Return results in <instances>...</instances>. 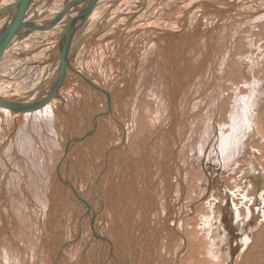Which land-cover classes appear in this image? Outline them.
Here are the masks:
<instances>
[{
    "label": "bare ground",
    "instance_id": "obj_1",
    "mask_svg": "<svg viewBox=\"0 0 264 264\" xmlns=\"http://www.w3.org/2000/svg\"><path fill=\"white\" fill-rule=\"evenodd\" d=\"M72 1L73 0H30L29 4L23 8V5L27 3L25 0H0V40L18 30L17 37H15L13 41H11L9 47L4 50L0 60V102H4L2 104L5 105L0 106V108L12 109L16 107L14 103L33 107L30 111H28L29 109L25 110L26 112L22 111V122L19 124V120L17 119V125H15L17 127V135L23 137L21 139L22 142H20L21 153H26L24 156L26 157L24 167L21 166L20 168H27V170L24 169L22 173L20 172V177L18 179L16 178L14 182L10 181L12 183L10 185L16 186L15 189L18 190L19 193L25 194L29 198V202L34 198V203H37L35 210L38 211H31V216L28 215V219H31L34 212L35 214L42 215L41 213L44 211L43 221L38 225L41 233L38 234L36 233V231H38L36 222H33L34 218H32L31 225L29 223L27 225L26 221L24 223H17V220L14 219V210L12 211V209L15 208V211H17V208H21L20 211L23 212L24 207V211L27 210L26 206H28V204L25 202V197L22 198V201L20 198L15 197L17 194L9 192L8 196L11 200L9 199L10 204H8V202H5L6 200H3L5 198L3 194L0 193L2 197L0 199V264H77L75 254L77 253L78 242H81L83 247L88 250L97 251L99 243L104 242L103 238L106 243H109V239H111L115 246L117 245L115 240L118 238L123 244L126 243L124 246L126 253L124 252L123 256L128 259V261L126 260L127 264H177L178 254L175 253L177 249L175 239L176 233L172 232L168 224V221H171L170 213H166L162 219L159 217L161 206L156 197L159 192H162V189L158 184L159 181H152V177L153 173L159 175L162 173V175H164L163 172H165L167 176L174 173V175H176L174 183L171 184L170 181H167V183L171 185V187H167V193L171 194V192H174L181 195L182 188L180 189L179 187L183 180L187 179L191 172L194 171V167H197V160L202 159L208 141L214 136L213 119H215L214 116L216 112L212 109V106L207 110L203 109L206 106V102L212 105L216 104V93H218L217 83L219 79L218 76L213 74V69L215 70L214 64L207 59V57L217 56L219 54L221 61L225 63L227 55L223 48L224 42H222V45L221 42H218L220 38H217V36L219 35L216 36L215 42L217 43L215 46L213 45L214 39L210 37L211 34L208 37L204 35V39L200 37V39L204 41L203 44L197 42L200 41L197 39L194 41L192 40L195 43L184 46L188 43L187 41L190 37V35H188V30H186L188 25L187 20H190L189 18L194 15L192 17V22L195 31L191 36L198 35L199 33L201 34L202 31L200 30L201 32H197V30H199L198 27L201 22H208L207 18L209 16L207 17L206 14L222 15L229 12L234 13L233 10L237 7L238 3H243L242 1L245 0L199 1L194 4L191 2L192 5H188L189 7L186 6L188 1L183 5L181 4L182 7L179 6V3L184 2V0H145V3H142L141 0H95V7L88 15L77 19L71 29L72 33L75 35V42L79 41L80 46L74 56L72 53L70 54L71 60L69 57L68 62L70 69L67 70L65 79L57 85V92L49 101L45 104L37 105L36 103L42 100L40 97L47 92L49 85L52 84V77H55L59 68L58 57L54 61L47 60L56 52V44L58 43L57 41L63 26L73 16H78L86 10L88 6L85 8L84 6L88 4L85 3L83 6L81 3H76L67 15L61 17L59 22H57L58 24L51 29L44 26L39 28V26H41L43 22L48 23L62 10L64 5ZM190 1L191 0H189V3ZM134 3L136 4L133 7L132 4ZM185 6L187 7L186 9ZM239 6L241 5L239 4ZM58 7L61 8L58 9ZM176 8L178 9L177 12L172 11ZM78 11H80V13H78ZM252 12L254 13V11ZM256 13H258V10ZM105 14L109 15L104 16ZM235 14L236 13H234V15ZM174 15H176V17H172ZM256 15L258 16L259 14ZM218 17L212 16L209 18L211 21L217 18L218 21L225 16ZM232 19L231 17V22ZM145 20L150 25H157L158 21L161 20L159 23H163V27H166L167 25L165 22H168L170 26L174 24L172 26L175 28L176 22L177 28L173 30L171 26L173 31H168L164 30V28L160 29L152 26H142ZM249 20L252 19H248V21ZM50 22L48 24H50ZM221 25H224V23ZM232 25L231 23V26ZM170 26L169 28H171ZM215 27L216 26H214V29H216ZM131 28L133 31L130 32L129 29ZM169 28L167 27L166 29ZM184 30L188 32L187 35ZM189 31L191 30L189 29ZM31 34H33V37L30 38ZM170 38H173V40H167ZM150 39H153V41H148L144 45V42ZM177 39L180 41H177ZM192 39H194V37H192ZM212 39L213 43L211 41ZM187 46L191 47L188 48ZM126 49H128V54L123 56L125 52L127 53V51H124ZM184 50H186V53ZM35 51L36 53H34ZM133 52H136V56L134 55L133 58H147L145 62V71L148 75L147 80H149V83L152 85L151 88L157 95H159V90L162 89L165 84H177L180 83L179 81H182L181 84H183V86L185 84L184 87L191 91L190 93L185 91V97H196V100L199 101L200 104L197 112H195L197 114L192 113L194 117L189 120L190 122L188 121V125H186L185 122L184 124L179 122L180 120L177 115H179L181 111H178V114H172V119L169 118L171 119L170 125L173 124L175 126L174 123L176 122L177 126L170 132L172 137L166 138L168 129H162L163 131L156 133L155 136L151 138L149 144H147L148 146L134 159L130 157L127 150H130L131 153H135V155L138 154V138L145 135L146 132L149 133L150 130H146L148 126H150L149 129L153 128L156 122L155 120H158V117H152V113L155 114L154 107L158 108L160 105L159 102H157L156 106H153L154 101L152 100L145 104L142 102L139 104V108L137 109L139 115L135 120L136 127L134 133H130L129 137H126V146H123V148L121 143L124 142V138L115 130L116 126L114 128V125L117 124V121H119L124 114L123 111H121V116L119 114L118 116H116V114L115 116L111 115L113 104L111 102L112 99L110 100V95H113V93L110 94V90L116 83L114 82L117 80L116 78L119 79V77H117L119 75L118 66H122L123 74L127 73V65L125 64H128L126 63L128 60L127 57H131ZM183 52L187 57H195L197 61L193 62L190 58L188 60V58L183 55L181 63L178 64V62L174 60V68H171L170 65H172L173 57L178 59L176 55L183 54ZM141 54L142 56H140ZM252 54L253 53H250V55ZM113 62H115V65L113 72H111V65H113ZM130 62L132 61H129V64ZM132 63L133 67L131 68L133 69L134 62ZM231 63L228 77L235 81V86L229 88L231 89L230 94L234 95V92L238 91L240 99H236L238 105L229 113L232 106L230 103L231 100H229L230 95L228 94L227 97L224 98L225 105L223 108L225 109L222 108V113H220L223 120L230 121V125L235 129V139L232 141L228 139L231 141L228 142L229 144H234L230 145L227 151H222L221 153L223 165L227 168L228 165L233 166L235 164L233 155L240 152L246 156L251 155L248 143L252 138H259V131L264 134V110L260 113L261 108L258 107L264 104V75L262 68L264 59L252 56L248 60V63H245L246 66H238L236 62L233 61ZM221 66L222 65H220V67ZM137 69L136 71L138 72L141 68ZM171 69L172 71H170ZM220 69L222 70V68ZM109 73H112L110 78L107 76ZM130 74H132V72ZM138 74L135 73V75ZM92 76H94V78ZM126 76L121 77L122 79L120 78L121 80L115 84L113 89L114 93H122L127 90L126 87L128 86H126V82L128 81H126ZM84 79L88 82H83ZM45 82H47L48 86L40 89L41 84ZM101 83H104V89ZM112 84L113 86L111 87ZM99 89L103 90V97H101L102 94ZM229 89L227 88L226 90L229 91ZM180 90L178 86L173 90L176 92L175 98L177 99L180 96V93L177 92ZM171 92L169 95H171ZM130 93L131 91H129L128 95ZM132 95L130 96L132 97ZM117 96L116 104L125 101L121 94H117ZM112 97L115 98L114 96ZM131 97L128 98L131 99ZM171 97L168 98V102L172 109L174 103L172 99H170ZM248 98L253 99L254 103H251V100ZM102 102H105L107 107L106 114L104 113L105 111H103V114H105L104 116H101L100 114H102V112L99 111L101 104H103ZM126 102L120 104L128 105L129 101ZM146 105L149 106V109ZM250 105L254 109H251ZM114 106L116 107L115 103ZM3 110L5 111V109ZM144 110H146V113L143 112ZM4 111H2V114H4ZM255 116L258 134L255 132ZM13 119H15V117ZM61 119L64 124L55 127L57 122H62ZM5 122L8 121L5 120ZM99 123L102 124V127ZM183 125H185V127L182 131ZM195 125L196 127H194ZM57 128V133L61 134L64 138L69 137L70 140L68 141L65 139V143L62 145L61 151L63 155L58 160L56 168L49 177V181H46L47 188H40L38 190V187L43 185V182L39 180L42 175L40 167L41 160L33 154L30 157L31 152L28 149L31 142L29 140H32V132H41L46 135V132L56 133L55 131ZM6 130H4V133L7 132ZM51 134L50 137H52ZM158 136L159 138H157ZM44 137L46 140H51L48 135L43 136V138ZM51 143L52 141L48 142V144ZM177 149V154L171 155L172 150ZM261 151H264V145L261 146ZM208 156L214 157L212 154ZM208 156L206 158L207 162L209 158L211 159V157L208 158ZM14 159L15 162H17V159ZM94 160L97 161V163L92 166L91 162ZM229 160L231 161L229 162ZM169 161L170 164H168ZM118 162L119 164H117ZM254 162L255 160L251 159L250 161L247 160L246 164H238L243 168V170L239 172L240 177L247 178L250 183L243 194H241V198L243 201L247 200L250 203H253L250 197L256 195V187L259 190V183L264 182V176L260 172L258 165ZM91 166L92 170L91 173H89ZM154 167L156 170L153 169ZM212 167V164L209 165V168ZM147 168L148 170L146 171ZM17 170V167L13 168V173L16 175L18 174ZM205 174L203 173L202 179L200 180L201 182L198 185L199 193H202L200 192L202 191L201 183H205L207 179V175ZM114 176H116V178ZM217 190L215 195L218 196V203H221L223 197ZM33 191L38 192L36 194L37 196L32 195ZM261 196L264 197V191H262ZM262 200H264V198H262ZM110 201L113 205L112 209ZM134 203L135 208H131ZM164 204L166 203L164 202ZM247 205L246 202L243 206L244 208L241 206L235 208L233 206L236 220L235 224L237 227H240L244 221L252 217L250 208H248ZM151 207H154V209ZM109 208L112 210L111 219L108 215ZM66 209H68L67 213ZM213 209L214 208H211L212 212ZM218 209L219 207L215 210L216 216H218L220 211V209ZM134 213H136V217H134ZM95 215L100 217V221H102L103 225L107 226L105 230L106 236L104 233L102 235L104 229H102L101 225L98 223L96 224L101 228V230L96 233L98 236L92 233L93 229L91 227L95 223ZM21 216L26 218V213H21ZM107 216L109 224L106 222ZM211 216L212 215L209 216V214H207L202 217L206 225L209 224L208 218ZM160 221L163 224L162 226H160ZM69 222L70 224H68ZM10 224L12 225L11 230H13V235L8 237L7 227H9ZM33 224L35 225V233L33 230H29L30 226L32 227ZM66 226L68 227L66 228ZM197 228L200 234H202L204 228L201 223L197 225ZM240 230H242V232L244 231L242 226ZM131 231H133V233ZM66 234L68 235V238L66 237L67 239H65ZM200 234L196 232L190 238H186V249L185 253L180 257V264H209V260L212 259L209 253L212 252L207 249L208 246L205 244V240L200 238ZM157 236L159 238H156ZM203 236L204 239H206L205 232ZM242 240L243 245H246L247 241H249L248 234L245 233ZM16 243L23 246L21 247L23 251L20 249L19 251L15 250ZM183 245L185 246V243L181 242L180 246L178 245V249L180 250ZM211 245L213 246L212 243ZM106 246H108V244H106ZM163 246L164 254H162ZM124 248L120 246V251H124ZM136 251H138L137 254ZM107 253H109V250ZM98 254L101 256V249L98 250ZM86 258L87 257H83L82 264H90L88 258L87 263H84ZM121 259H119V261ZM99 264L106 263L104 260H101ZM112 264H118L114 258H112ZM210 264H215V262L213 261Z\"/></svg>",
    "mask_w": 264,
    "mask_h": 264
},
{
    "label": "rangeland",
    "instance_id": "obj_2",
    "mask_svg": "<svg viewBox=\"0 0 264 264\" xmlns=\"http://www.w3.org/2000/svg\"><path fill=\"white\" fill-rule=\"evenodd\" d=\"M187 1H188V4L186 6L189 7L190 5H192L191 2H193V4H194V3H197L199 1H210V0H191L190 3H189V0H184V2L179 3V6L182 7V5L185 4V2L187 3ZM238 1H242V0H238ZM251 1H253V2H251ZM242 2L243 3H240V2L238 3V5H237L238 8L237 7L235 8L236 10L235 9L233 10V12L236 13L237 15L236 14L234 15V13H232V12H229L227 14L225 13L222 15L221 14H215L217 17L219 16L218 18L225 16L224 17L225 20H224V18H221L222 20L219 19L217 21V18H215V19H212V21H211V19L209 17H212V16L216 17V16L214 14H211V13L206 14L207 17L209 16L207 18L208 22L207 21H204V23L201 22L200 26L198 27L199 30H197V32L202 31L201 32L202 35L200 33L199 34L197 33L198 35L191 36V34L195 31V29L193 27L194 24L192 22L193 21L192 17L194 15L191 18H189L190 20H187L188 25H187L186 30H188L189 33L184 30L186 35H187V33H188V35H190V37L188 38V41H187L188 43H186L184 46H186L190 43H195L193 41L197 40V39H199L201 41V42L200 41H197V42L203 44L204 35H206L208 37L210 34H211L210 37L214 39V43H213V39L211 41H212L213 45L215 46L217 43V42H215L216 36L219 35V36H217V38H220V39H218V42H221V45H222V42H224L223 48L225 49L227 55L225 58V60H226L225 63H223L221 61L219 54L217 56L207 57V59H209L214 64L215 70L213 69V71H214L213 74L218 76V79H219V82L217 83L218 84V87H217L218 93H216V102H215L216 104L212 105L211 103L206 102V106L203 109V110H207L210 106H212V109H214L216 112L215 116H214L215 119H213V123H214V134L213 135L214 136L211 137V140L208 141V143L206 145L207 148L205 149V152H204L202 159L197 160L198 161L197 167L196 168L194 167V171L191 172V174L188 176L187 179L183 180L181 186L179 187L180 189L182 188L181 195H179L178 193L176 194L174 192H171V194L167 193V187L168 186L171 187V185L169 183H167V181H170L171 184L174 183V178L176 177V175H174V173L167 176L165 174V172H163L165 177H164V175H162V173L160 175L153 173V177H152V181H154V182H156V180L159 181L158 184H159L160 188L162 189V192H159L160 194L159 193L157 194L158 198L156 197V199L158 200V202L160 203V206H161L159 217H160V219H162V218H164L166 213H170L171 221L169 220L168 224L170 225L172 232L176 233L175 239H176L177 249H176L175 253L178 254L177 264H180V257L183 255V253H185L186 238H188V237L190 238L196 232H198L200 234V232L198 231V228H197V225L199 223H201L203 228H204V231L202 232V234H200V238L202 240H205V244L208 246L207 249L212 252V253H209L212 256V259L209 260L210 261L209 264L212 263L213 261L215 262V264H264V218H263L264 217V200H262V198H264V197L261 196L262 191H264V182L259 183V188H260L259 190L256 187V190H255L256 195L254 197H250V199L252 198L253 203H250L247 200L243 201L241 198V194H243L244 190L246 189V187L249 186L250 183L247 180V178H243L242 176L240 177V174H239V172L243 170V168H241L239 165H242L243 163L246 164L247 160L250 161L252 159V160H255L254 163H256L258 165L260 172L264 176V151H261V146L264 145V134L261 131H259V134H258V129H257L258 126H257L256 116H255V132H257L259 138L258 139L252 138L250 140V142L248 143V148L250 150L251 155L246 156L245 154H243L241 152L233 155L234 156L233 161L235 164L233 166L228 165L229 169L223 165V162L221 159L222 151H227L229 146L234 144V143L229 144L228 142H231L232 140L235 139L234 127H232L230 125V121H227L225 119L223 120V118L220 115V113H222L221 110H222L223 106L225 105L224 98L227 97L228 94L230 95L229 100H231L230 103H231L232 107L230 106L231 109H230L229 113H231L232 109L238 105V102L236 101V99H238V100L240 99L239 98L240 94L238 91H235L234 95L230 94L231 89H229V88L235 86V81L232 78L228 77V71L231 69L230 64H232L231 62L233 61V62H236V65H238V66H246L245 63H248V60L252 56H254L256 58L264 59V58H262V57H264V49H263L264 48V30H263L264 29V21H263L264 20V9H263L264 8V0H245ZM246 3H249V4H246ZM135 4L136 3L132 4L133 7ZM239 4L241 6H239ZM186 6H185V9L187 8ZM176 7H178V6H176ZM60 8L61 7H58V9H60ZM257 10H258V13H256ZM172 11L177 12L178 9L176 8ZM252 11H254V13ZM170 13H172V12H170ZM245 13H247V14H245ZM249 13H252V14H249ZM210 14H211V16H210ZM228 14H229V16H228ZM256 14H259V15L257 16ZM159 15L162 16L161 14H159ZM168 15H169V13H168ZM179 15H181V14H179ZM231 15H234V16H231ZM243 15H244V19H243ZM177 16H178V14H177ZM172 17H176V15H174ZM231 17L233 18L232 22H231ZM248 19H252V20L248 21ZM145 21L142 23L143 24L142 26H144V25L145 26H152L154 28H160V29L164 28V30H168V31H173L177 28L176 22H175L176 28L172 26L174 24H171V26L173 27V30H172V27L170 26V23H168V22H165L167 26L165 25L166 27H163L162 26L163 23H159L161 20L158 21L157 25H150L147 23V21L146 22ZM242 21H245V22H242ZM226 22L227 23L229 22V23L227 24ZM223 23H224V25H221ZM231 23L233 24L232 26H231ZM169 26L171 28H169ZM212 26H213V28H212ZM214 26H216L215 27L216 29H214ZM167 27L169 29H166ZM132 28L129 29L130 32L133 31ZM191 28H193L194 30ZM189 29L192 32L189 31ZM204 29H206V30H204ZM212 34L214 37L212 36ZM31 37H33V34H31L30 38ZM192 37H194V39H192ZM200 37L203 39H200ZM221 37H222V39H221ZM160 40H163V39H160ZM167 40L170 41V40H173V38L172 39L170 38ZM148 41H153V39L145 41L144 45ZM177 41H180V40L177 39ZM227 45H228V47H227ZM252 45H253V47H252ZM142 47H143V44H142ZM142 47H141V49H142ZM187 47L189 48L191 46H187ZM129 48H130V45H129ZM227 48H228V50H227ZM124 51H127V53L126 52L124 53ZM124 51H123V53H124L123 56L128 54V49H126ZM184 52L186 53V50H184ZM184 52H183V54H180L181 56L176 55L178 57V59L176 57H173L172 65H170L171 68H174V64H173L174 60L176 62H178V64L181 63L182 57L185 54ZM34 53H36V51ZM250 53H253V54L250 55ZM132 54H131L132 58L130 56H129V58L127 57L128 60L126 61V63H128V64H125V65H127L126 66L127 73H125V74L126 75L128 73L129 74L127 76L125 74H123L122 73V71H123L122 66L120 65V66H118V69H119L118 74L120 76L119 75L117 76V77H119V79L116 78L117 80L114 81L117 83L119 80L122 79L121 77L126 76V81H128V82H126V86H128V87H126V89L128 91L125 90L124 92L117 93V94H119V95L121 94V96L124 97L123 100H125V101H121L120 103L129 101V104L128 105H123L120 103L116 104V100H117L118 96L113 91L116 83L114 84V86H113V84L111 85V87L113 86V88H111V90H110V94L113 93V95H110V100L112 99L111 102L113 104L112 109H111V115L115 116V114H116V116H118V114L120 115L121 111H123V114H124L123 117L120 118L119 121H117V124L114 125V128L116 126L115 130L118 131L122 135V137L124 138V140H123L124 142L121 143L122 147L126 146L125 145L126 137L127 136L129 137L130 133H132V134L134 133V129L136 127L135 126L136 125L135 120L137 119V117L139 115L137 113V109L139 108V104L141 102L145 104L146 102L152 100V101H154L153 106L154 105L156 106L157 102H159V105H160V107H158V108L154 107L155 114L152 113V117H155V116L158 117V120H155L156 122H155L153 128L149 129L150 126H148L146 128V130L147 131L150 130L149 133L146 132L145 135L140 136L138 138V141H139V152H138V154L135 155V153H131L130 150H127L129 152L130 157H132L134 159V158H137L141 154V152L144 150V148H146L148 146L147 144H149V142L151 141V138L153 136H155L156 133H158L159 131H161V132L163 131L162 129H164V130L166 128L168 129L167 133H166V138L172 137V134L170 132H172L175 127H177L176 122L174 123L175 126L173 124L170 125V123H171L170 121L172 119V114L173 115L175 113L178 114V111H181V113L179 115L176 114L177 117H179V120H180L179 122H181L183 124L185 122V124L188 125L190 122L189 120L193 119V117H194L193 114H197L195 112H197L200 104H199V101L196 100L197 99L196 97H189V96L185 97V93L186 92L190 93L191 91H190V89H187L186 87H184L185 84H184V86H183V84H181L182 81H179L180 83H177L178 85L173 84V83L171 85L165 84V86H163L162 89L159 90V92H160L159 95H157L153 91V89L151 88L152 87L151 83H149V80H147L148 75L146 74L147 72L145 71V62H146L147 58L143 57L141 59V57H139L138 59H136V57L133 58L134 55L136 56V52H133ZM140 56H142V54ZM185 56H186V58H188V60L190 58V60H192L193 62L197 61L195 59V57L193 58V56L187 57V55H184V57ZM135 59L137 60V62ZM203 60H205V59H203ZM129 61L134 62V68H136V69L141 68V69H139V70L137 69L138 72L136 71V69H134V68L132 69L131 67H133V63L130 62V64H129ZM119 62H120V60H119ZM114 65H115V62H113V65H111V72H113ZM135 65H136V67H135ZM220 65H222V66L220 67ZM127 68H129V69H127ZM220 68H222V70ZM262 68H263V75H264V64L262 65ZM130 71L132 72V74H130L131 73ZM170 71H172V69ZM135 73H137V74L139 73V74L135 75ZM111 75H112V73L107 74V76L109 78ZM92 77L94 78V76H92ZM128 78H130V79H128ZM139 84H140V86H139ZM179 84H181V85H179ZM101 86L104 89V86H105L104 83H101ZM174 86L175 87L178 86L179 90L182 88L180 91L177 92V93H180V96L178 97V99L175 98L176 92L173 91L175 89ZM227 88L229 89V91L226 90ZM99 91L102 94L101 97H103V90L99 89ZM129 91H131V93L133 95L131 93L128 95ZM171 91H173V92H171ZM170 92H171V95H169ZM123 93H125V94H123ZM167 94H168V96H167ZM130 95H132V97ZM11 96H12V94H11ZM112 96H114L115 98H113ZM125 96L126 97L128 96L129 98L131 97V99H129L128 97L126 98ZM169 97H171L170 99H172V102L174 103V106H173L174 109L170 108V105L168 102ZM101 99H103V98H101ZM248 99L251 100V103H254L253 99H250V98H248ZM193 101L195 102V104ZM185 102H186V104H185ZM102 103L103 104H101V106H100L101 108L99 109V111L102 112V114H100V115L104 116L106 114L107 107L105 105V102H102ZM114 103H115L116 107L114 106ZM255 103H257V102H255ZM118 104H119V107H118ZM146 107L149 109V106L146 105ZM258 107L261 108L260 109V113H261L264 110V104H262ZM102 108H104V109H102ZM250 108L254 109L251 105H250ZM3 109H5V111ZM223 109H225V108H223ZM30 110L31 109H29L28 111H30ZM2 111H4V114H2ZM22 111H25V110L19 111L17 109L0 108V118H1L0 119V121H1L0 122V127H1L0 128V193L3 194V197H5L3 200L4 201L6 200L5 202H8V204H10V201H9L10 198L8 196L9 192H11L13 194H17L15 197L20 198L21 200L23 197H25V202H27L28 206H26L27 210H25V211H24L25 208L23 207V212L26 213V218L21 216V213H23L20 211L21 208H17L18 209L17 211H15V208H14V209H12V211L14 210V214H13L14 219L17 220V223H24L26 221L27 225H28V223L31 225V222L33 220L32 218H34L33 222L34 221L36 222V227L38 230V231H36V233L40 234L41 232L38 228V225L40 223H42V221H43L44 211L41 213L42 215L35 214V212H34V215H32L31 219H28L27 218L28 215L31 216V211H38V210H35L37 203H34V198L31 200L33 203L31 201L29 202V198L25 194L19 193V191L15 189L16 186L10 185V184H12L10 181L14 182V181H16V178L18 179L20 177V172L22 173L24 171V169L27 170V168H23V169L20 168L21 166L24 167V162L26 160V157H24V156L26 153L25 152L21 153L22 151L20 150V148H21L20 142H22L21 139L23 137L17 135V127L15 126V125H17L16 122L18 120H19V124H21V122H22V118H21L22 117L21 116ZM103 111H105L104 112L105 114H103ZM10 112H12V113H10ZM88 112H89V109H88ZM143 112L146 113V110H144ZM172 112H174V113H172ZM234 113H236V112H234ZM16 114H18V115H16ZM168 115H169V117H168ZM188 115H192V116H188ZM14 117H15V119H13ZM2 118H4V119H2ZM164 118H166V119H164ZM169 118H171V119H169ZM87 119H88V117H87ZM5 120L8 122H5ZM12 120H13V122H12ZM2 121H3V123H2ZM61 121L62 122H60V121L57 122L58 125L56 124L55 127L56 126L59 127V125L60 126L63 125L64 124L63 120L61 119ZM162 122H163V124H162ZM101 123H103V122H101ZM101 123H99V124L102 127ZM3 124L4 125L6 124V125L4 126ZM7 124L9 125V128H8ZM10 126H11V128H10ZM144 126H146V125H144ZM184 127H185V125H183L182 131L184 130ZM194 127H196V125ZM4 130H6L7 132L4 133ZM232 131H233V134H232ZM241 131H239V132H241ZM55 132L56 133L58 132V128ZM46 133H47L46 135H48L50 137V134L52 132H50V133L46 132ZM56 133L51 134V136H52V137H50L51 140H46L45 137L43 138V136H46V135L42 134L41 132H39V133L32 132V134H31V135H33L32 140L28 139L31 142L29 144L30 147L28 149L31 152L30 157L33 154V155H36L38 157V159L41 160L40 167L42 170L41 171L42 175L40 176L39 180H41L43 182V185H40L38 187V190L40 188H44V189L47 188L46 187V183H47L46 181H49V177L51 176L52 172L56 168L58 160L63 155L62 151H61L62 145H63V143H65V141H66L65 139H67L68 141L70 140L69 137L64 138V137H62L61 134L57 133V135H56ZM150 135H151V137H150ZM237 135H239V134H237ZM6 136H7V138H6ZM226 136H228V137H226ZM18 137H20V138H18ZM55 138H56V140H55ZM157 138H159V136ZM228 139H231V141ZM50 141H52V143L48 144V142H50ZM60 143H62V144H60ZM177 152H178V149L172 150L171 155H176ZM188 152H189V150H188ZM210 154L214 155V157L208 156ZM207 156H208V158L211 157V159L213 157V159L211 160L209 158L208 162H207V159H206ZM14 158L17 159V162H15ZM230 161L231 160H229V162ZM91 163L93 166V165H96L97 161L94 160ZM117 164H119V162ZM168 164H170V161L168 162ZM211 164L213 165V167L209 168V165H211ZM92 166L89 169V173H91ZM14 167L18 168V170H17L18 174L17 175L13 173ZM153 169L156 170L155 167ZM176 169H178V168L176 167ZM147 170H148V168L146 169V171ZM178 171H179V169H178ZM203 173L204 174L206 173L205 175H207V179H206L205 183H201L202 191H200V192H202V193H199L198 185L201 182L200 180L202 179ZM5 175L7 178L5 177ZM14 177H15V180H14ZM114 177L116 178V176H114ZM162 183H164V184H162ZM39 184H41V183H39ZM165 184H167V185H165ZM165 188H166V190H165ZM2 190H3V193H2ZM216 190L223 197V200L221 201V203H218V196L215 195ZM37 191L36 192L33 191L32 195L37 196L36 195L38 193ZM214 195H215V197H214ZM1 198L2 197L0 195V199ZM168 198H169V200L171 199L170 200L171 202L168 200ZM3 200H2V202H3ZM164 202L166 204H164ZM246 202L248 204L247 205L248 208H250V213H252V215H251L252 217H250V219L248 218V220L244 221V223L242 222L243 224L241 223L242 225H240V227L241 226L243 227V230H244L243 231L244 233H243L242 230H240V227H237L235 224L236 220H235V214L233 212V206L235 208H238V206H241L242 208H244L243 206H244V204H246ZM110 206L112 209L113 208L112 202H111ZM134 206H135V203L131 206V208L132 207L135 208ZM218 207H219L220 211H219L218 216H216L215 210ZM3 208L5 210H7L5 207H3ZM116 208H117V206H116ZM151 208L154 209V207H151ZM211 208H214L213 212L211 211ZM136 209H137V207H136ZM67 212H68V209H66V213ZM1 214H2V212H1ZM63 214H65V213H63ZM207 214H209V216L212 215L210 218H208L210 225L209 224L206 225L205 221H203L204 219L202 218L204 215H207ZM108 215L110 216L109 218L111 219L112 210H110V208L108 209ZM151 215H152V213H151ZM134 217H136V213H134ZM95 218H97V219H95ZM95 218H94L95 223L92 222V223H94L93 226L91 227L93 229L92 233L94 235L98 236V234H96V233L99 230H101V228H102V229H104V231L102 232V235H103V233L105 235L106 234L105 230L107 229V226L102 224V221H100V217L95 215ZM106 222L109 224L108 216H107ZM15 223H16V221H15ZM96 223L101 225V228ZM68 224H70V222ZM162 225L163 224L160 221V226H162ZM67 227L68 226H66V228ZM89 227H90V225H89ZM11 229H12V225L10 224V226L7 227L8 237H11L13 235V230H11ZM29 230H33L35 233V225L33 224L32 227L30 226ZM131 232L133 233V231H131ZM204 232L206 235V239H204V236H203ZM245 233L248 234L249 241H247L246 245H243L242 239H243ZM16 235H17V233H16ZM67 236L68 235L66 234L65 239L68 238ZM156 238H159V237L157 236ZM103 241L104 242L99 243V245L97 247V251L96 250L91 251L90 248H89L90 250H88V249L83 247V244L81 242H78L77 253L75 254V257L77 259V264H80V263L82 264L83 257H87L88 260L90 261V264H99V262H101V260H104L106 264H112V258H114L118 264H127L128 259L123 256V253L124 252L126 253V250L124 248L126 243L123 244V242L120 241L119 238L115 240V242L117 244L116 246L112 243L111 239H109V243L108 242L106 243L104 238H103ZM181 242L185 243V246L183 245L181 247V249L179 250L178 245L180 246ZM105 243L108 244V246H106ZM211 243L213 244V246L211 245ZM101 244H103V245H101ZM121 244H123V245H121ZM120 246L124 248V251H120ZM15 247H16L15 250L19 251V249L22 250L21 247H23V246L16 243ZM78 249H80V250H78ZM100 249H101L102 254L103 255L105 254L104 255L105 257L102 254H101V256H99L98 250H100ZM163 249H164V246L162 247V254H164ZM108 250H109V253H107ZM181 250H183V251H181ZM179 251H180V253H179ZM137 253H138V251H136V254ZM97 255H98V257H97ZM87 258H86V260H84V263H87ZM117 258H119V259L122 258V259L119 261V259H117ZM123 258H125V259H123Z\"/></svg>",
    "mask_w": 264,
    "mask_h": 264
},
{
    "label": "water",
    "instance_id": "obj_3",
    "mask_svg": "<svg viewBox=\"0 0 264 264\" xmlns=\"http://www.w3.org/2000/svg\"><path fill=\"white\" fill-rule=\"evenodd\" d=\"M26 2L28 0H25ZM30 1V0H29ZM29 1L23 5V8H25L26 5L29 4ZM95 0H73L72 2L64 5V7L62 8V10L53 18L51 19L48 23H41L40 27H47L48 29L53 28L55 25H57L59 22V19L63 16H66L67 13L71 10V8L76 4V3H81L83 6L85 5V3H87L88 5H85V7L88 6V8L86 10H84L81 14H79L78 16H73L69 21L66 22V24L63 26L61 33L59 35V39H58V43L56 44V52L55 54L47 61H54L57 57L59 59V68L57 70V73L55 75V77L53 78V82L52 84L49 85V88L47 90V92L42 95L40 98H42V100L40 102H37V105H42L45 104L47 101H49V99L52 98L53 95H55V93L57 92V85H59L62 80L65 79L66 77V72L68 69H70V67L68 66V62H69V57L71 60V53L74 56L75 52L77 51V49L79 48V41L75 42V35L72 33L71 29L73 27V25L75 24L77 19H80L86 15L89 14V12L95 7L96 5V1ZM142 3H145V0H141ZM78 13H80V11H78ZM109 15V14H105L104 16ZM17 31L3 37L0 40V60L1 57L4 53V50L7 49L9 47V45L11 44V41H13V39L15 37H17ZM43 64V63H42ZM83 82H88L85 79L83 80ZM47 82L42 83L40 89L47 87ZM4 103V102H2ZM0 102V106H5L4 104H2ZM14 105L16 107H13L12 109H19V110H28V109H32L33 107L31 106H27V105H20V104H16L14 103ZM8 107V105H7Z\"/></svg>",
    "mask_w": 264,
    "mask_h": 264
}]
</instances>
